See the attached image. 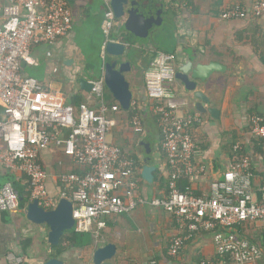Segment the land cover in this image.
I'll use <instances>...</instances> for the list:
<instances>
[{
	"label": "crops",
	"instance_id": "0c3cea01",
	"mask_svg": "<svg viewBox=\"0 0 264 264\" xmlns=\"http://www.w3.org/2000/svg\"><path fill=\"white\" fill-rule=\"evenodd\" d=\"M10 1L0 0V4L6 6ZM65 1L72 14V33L57 42L33 47L32 61L23 63L22 72L49 86L67 103L72 104L75 100L79 105L96 107L97 102L90 93L81 90L79 80L90 82L103 77L107 42L101 27L106 5L104 0H96L100 4L97 32L102 37L93 46L97 61L93 64L78 35L88 33V8L95 0ZM129 1H157L163 7L161 26L153 27L144 38L129 35L137 43L128 58L131 69L126 73V79L134 93L133 101L144 114V133L138 135L135 132L129 111L119 108L117 113L108 115L116 126L111 131V142L122 149L126 158L138 159L142 165L137 175L139 196L145 204L130 215L102 219L99 224H105V228L99 229L98 224L95 225L91 246L73 247L57 257L49 243V228L30 222L25 215L28 203L22 205L19 198L17 211L0 213V264H15L12 256L21 260V264H47L52 259L62 260L65 264H94L95 252L108 245L116 247L111 264H237L219 260L211 233L193 235L176 257L168 256L171 243L184 235L185 230L173 216L149 205L168 196L169 172L162 150L161 130L154 122L156 115L145 89V72L159 52L175 53L178 70L192 58L203 63L218 62L224 67L211 76L204 91L210 100L205 108L217 109V116L198 112L193 105L184 102L185 85L180 80H176L173 89L175 98L183 103L181 114L199 113L203 117V124L194 129V136L197 143L195 163L202 165L205 171L189 179L188 189L192 194H208L210 184L231 170L235 161L231 147L236 143L251 153L257 174L263 178L261 149H264V139L257 140L251 134L250 118L258 116L264 120V18L225 20L222 17L236 6L250 9L257 0ZM160 32L162 35H158ZM123 34L117 23L111 41H121ZM142 53L146 61H143ZM106 102L118 105L108 90ZM144 143L150 144V151ZM40 163L49 175L48 189L53 197L59 193L57 177L77 171L74 162L55 146L42 152ZM146 163L155 168L152 183L142 176ZM8 182L16 189L25 188L28 183L23 173L8 172L0 167V189ZM260 226L242 225L237 228V233L241 239L264 244ZM247 264H264V259Z\"/></svg>",
	"mask_w": 264,
	"mask_h": 264
},
{
	"label": "built area",
	"instance_id": "2783aa9c",
	"mask_svg": "<svg viewBox=\"0 0 264 264\" xmlns=\"http://www.w3.org/2000/svg\"><path fill=\"white\" fill-rule=\"evenodd\" d=\"M106 11L101 31L111 41L117 21L104 0ZM223 19L264 18V0L250 9L236 6ZM73 31L72 14L65 0H11L0 4V167L21 172L31 185V202L38 201L45 210L55 209L60 199H69L74 207L75 231L91 235L102 219L130 215L145 204L135 180L139 170L126 158L122 149L106 141L115 126L108 115L120 107L108 105L103 77L90 81V95L96 107L85 104L78 109L62 95L34 77L22 72L24 62H31L33 47L54 43ZM103 58V66H104ZM178 68L176 54L159 52L145 72V89L152 101L162 133V150L169 172V195L149 205L173 216L185 229L168 249L176 257L183 245L197 233H211L219 255H232L233 262L247 264L264 259V244L241 239L237 228L261 224L264 235V177L258 176L251 154L238 156L240 143L232 148L235 159L222 179L210 184L208 194L195 196L179 189L184 178L204 173L195 163L197 143L194 129L203 124L199 113L181 114L183 103L173 94ZM134 109L138 107L133 101ZM251 134L264 139V120L252 116ZM138 135L144 133L142 118L133 117ZM55 146L69 157L80 173L57 177L59 193L53 197L48 189L49 175L40 163L42 152ZM261 196V199H260ZM19 194L12 182L0 189V213L20 208ZM15 264L21 260L11 257Z\"/></svg>",
	"mask_w": 264,
	"mask_h": 264
},
{
	"label": "water",
	"instance_id": "95a60500",
	"mask_svg": "<svg viewBox=\"0 0 264 264\" xmlns=\"http://www.w3.org/2000/svg\"><path fill=\"white\" fill-rule=\"evenodd\" d=\"M110 7L114 13L115 20L119 23V30L124 32L121 41H109L104 47V53L108 61L102 68L103 80L106 89L112 95L118 106L129 111L132 106L134 93L126 79V73L130 71L131 64L128 60L131 49L137 43L129 38L133 35L137 38H144L153 27L163 24L161 17L162 4L157 1L135 2L129 0H110ZM224 67L218 62L203 63L197 58H192L180 70L176 77L185 85L186 97L184 102L193 105L201 113H210L217 116L218 111L214 108H205L210 103L204 91L208 87L211 76L220 72ZM81 90L90 93L91 83L85 79L79 80ZM6 115L0 111V119ZM150 151V144H143ZM155 168L146 163L143 170V178L152 183ZM26 205V204H25ZM74 207L69 199H60L57 207L52 210H45L39 206L38 201H32L25 207L27 219L36 225H46L49 228V243L53 247L59 246L65 233L73 232L76 222L73 218ZM115 246L108 245L95 252L94 264H111L115 256ZM47 264H65L64 261L52 259Z\"/></svg>",
	"mask_w": 264,
	"mask_h": 264
},
{
	"label": "trees",
	"instance_id": "16d2710c",
	"mask_svg": "<svg viewBox=\"0 0 264 264\" xmlns=\"http://www.w3.org/2000/svg\"><path fill=\"white\" fill-rule=\"evenodd\" d=\"M72 104L75 106L76 109H78L79 104H77V101H75V100L72 101ZM110 105H112V104L110 103ZM129 112L132 115V119H133V117L135 115H139L141 118L144 115L142 113V111L138 107L136 109L131 107ZM154 120H155L154 122L158 125V121H157V117L156 116H155ZM257 140H258V138H257ZM232 148L233 147H231V151H232ZM261 150L263 151V154H261V155L264 157V149H261ZM248 154H251V153H249L245 149H242V151L238 154V156L240 157V156H245V155H248ZM130 160H132L135 163L136 168L140 172V170L142 169V165H140L138 159H135V158L131 159L130 158ZM76 173H80V170L77 169ZM138 178H139V176L137 175L136 178H135V180L137 182H139ZM26 180L28 181V183L25 186V188L16 189L18 194H19L20 199H22V205H24L25 203H30L31 202V185H30V182H29L27 177H26ZM189 184H190L189 178L184 177L179 183V189L181 191H184V192L192 193L188 189V185ZM168 186H169V179H168ZM168 195H169V192H168ZM182 233H184V231ZM91 244H92V235H81V234H77L76 231H73V232L65 233V235L63 236L59 246L54 247V251H55L57 257H59V256H62L65 252H67L69 249H71L73 247L86 248V247L91 246ZM218 258H219V260L225 261L226 263H230V262L234 261L232 255H229V254L228 255H218Z\"/></svg>",
	"mask_w": 264,
	"mask_h": 264
},
{
	"label": "rangeland",
	"instance_id": "374dc122",
	"mask_svg": "<svg viewBox=\"0 0 264 264\" xmlns=\"http://www.w3.org/2000/svg\"><path fill=\"white\" fill-rule=\"evenodd\" d=\"M88 13H89V17H90L88 19V23L86 25L87 26L86 31L88 33L81 32L78 35V38H79V41L81 40L82 46L85 48L86 52L89 54V59H91L90 62H92L93 64H95L97 61H96V55H95V51L93 49V46L102 37L97 32V29H98V18H97V15H99V13H100V4H99V1H96L95 0V1L91 2L90 7L88 8ZM158 35H162L161 32ZM82 38H85V39L83 40ZM86 38H88V39H86ZM111 38H112V35H110V39ZM143 53L145 55V52H143ZM143 53H142V59H143V61H146L147 58H145V56L143 55ZM105 61H108V57L107 56H105ZM111 131L112 130H110L107 133V135H106V141L109 142V143H112L111 142V138H110V137H112Z\"/></svg>",
	"mask_w": 264,
	"mask_h": 264
}]
</instances>
